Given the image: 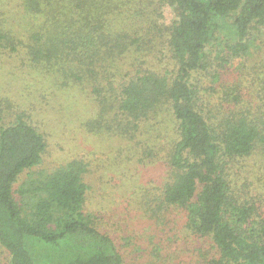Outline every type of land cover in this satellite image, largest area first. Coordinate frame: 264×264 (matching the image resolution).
Wrapping results in <instances>:
<instances>
[{"label": "trees", "instance_id": "trees-1", "mask_svg": "<svg viewBox=\"0 0 264 264\" xmlns=\"http://www.w3.org/2000/svg\"><path fill=\"white\" fill-rule=\"evenodd\" d=\"M262 28L264 0H0V63L31 103L0 118L3 264L124 263L86 209L85 157L14 189L46 148L30 121L36 101L84 82L95 104L85 131L118 138L129 166L164 159L162 183L141 189L148 217L176 208L211 245L199 264H264V70L222 78Z\"/></svg>", "mask_w": 264, "mask_h": 264}, {"label": "rangeland", "instance_id": "rangeland-1", "mask_svg": "<svg viewBox=\"0 0 264 264\" xmlns=\"http://www.w3.org/2000/svg\"><path fill=\"white\" fill-rule=\"evenodd\" d=\"M173 18L172 8L164 5L165 24ZM251 48L247 59L235 58L227 65L222 78L227 77L231 81L238 76L242 80L244 76L248 79L246 81H250L263 72L264 28L253 36ZM9 70L10 65L0 63V97H9L12 100L9 104L13 107L7 109L4 107L7 103L0 101L5 108L0 111V118L4 121L12 118L13 109L18 112L16 108L22 101V110L31 105L24 95V100L16 98L21 93L15 91L16 82L8 75ZM25 77L22 75V79ZM8 78L11 85L6 88L5 80ZM208 83L209 78L205 77L204 84ZM83 86L84 91L78 87L67 91L58 88L41 103L36 101L38 106L29 113L30 121L44 135L46 148L38 165L18 175L14 189L37 171L49 172L60 164L83 156L90 162L89 171L83 176L88 187L86 209L98 216L97 227L114 240L123 255V264H199L213 252L211 245L208 240L195 237L185 229L184 217L176 208L164 211L159 218L148 217L150 213L141 189L162 183L166 173L164 159L158 158L154 163L134 161L129 166L123 157L119 159L116 155L122 144L118 138L85 131L81 124L92 116L95 104L87 96L89 90L86 87L90 84L84 82ZM161 142L162 153L167 144L163 139ZM247 163L252 164L253 160ZM256 166H250L254 168L249 170L250 173L255 172ZM14 196L19 197L16 193ZM3 259L0 247V264H3Z\"/></svg>", "mask_w": 264, "mask_h": 264}]
</instances>
